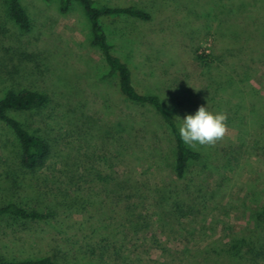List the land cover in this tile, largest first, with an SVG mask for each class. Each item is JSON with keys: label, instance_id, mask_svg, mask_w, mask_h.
I'll use <instances>...</instances> for the list:
<instances>
[{"label": "rangeland", "instance_id": "1", "mask_svg": "<svg viewBox=\"0 0 264 264\" xmlns=\"http://www.w3.org/2000/svg\"><path fill=\"white\" fill-rule=\"evenodd\" d=\"M61 1L21 0L31 22L22 30L9 0H0V99L29 89L51 100L21 116L50 140L52 154L28 178L36 191L12 198L53 215L1 219L0 259L56 250L67 264H249L248 248L264 244L256 224L264 208V0H99L138 3L152 14L105 29L135 80L178 125L201 106L227 116L221 139L191 146L201 158L183 179L169 128L151 106L118 94L83 7L74 2L63 13ZM16 154L0 126V176L14 169ZM69 188L81 196L74 210L57 201ZM234 239L244 240L241 256L219 257Z\"/></svg>", "mask_w": 264, "mask_h": 264}, {"label": "trees", "instance_id": "2", "mask_svg": "<svg viewBox=\"0 0 264 264\" xmlns=\"http://www.w3.org/2000/svg\"><path fill=\"white\" fill-rule=\"evenodd\" d=\"M74 2L79 3L91 25L92 45L97 47L109 68L105 78H116L118 94L125 100L141 105L151 106L169 128L175 141V173L179 179H183L188 172L189 166L201 158L196 149L185 144L179 135V125L175 114L167 109L162 99L157 95L148 94L135 80L134 70L131 64L120 57L115 47L109 41L105 29V22L120 20L127 17L140 21H149L152 14L138 3L120 4L109 3L99 0H62L61 10L67 13ZM9 16L22 30L30 29V19L21 3V0H9ZM205 60V56H200ZM15 67V66H13ZM50 96L43 91L22 89L19 91L9 90L0 99V126L10 132L17 145V158L14 169L3 172L0 176V191L5 196L0 202V220L5 219L14 223L20 222H48L52 213H44L37 209L26 208L21 201L14 200V193L36 191L29 177L37 174L45 166L52 154V145L48 138L31 129L21 118L23 115L37 114L46 109L50 104ZM30 183V184H29ZM4 185V186H3ZM72 185V184H70ZM69 185V186H70ZM4 188H3V187ZM71 187V186H70ZM64 195L63 199L57 197L58 204L67 210H74L80 204L81 196L79 189L71 190ZM75 194L70 198V194ZM70 198V199H69ZM188 208L187 210H189ZM178 211H183L182 206H177ZM256 224L264 228V208L258 211ZM244 240L234 239L219 249V257L230 256L231 261L241 256L239 251ZM257 248V249H256ZM246 255L252 262L264 259V244L257 241L254 248H248ZM244 256V257H247ZM248 262L250 264V260ZM237 262V261H236ZM235 262V263H236ZM0 264H67L64 257L56 250L48 251L36 259L6 260L0 259Z\"/></svg>", "mask_w": 264, "mask_h": 264}, {"label": "clouds", "instance_id": "3", "mask_svg": "<svg viewBox=\"0 0 264 264\" xmlns=\"http://www.w3.org/2000/svg\"><path fill=\"white\" fill-rule=\"evenodd\" d=\"M179 124L181 140L190 146L211 145L221 139L227 131V116L222 112L213 113L201 106L194 114L184 116Z\"/></svg>", "mask_w": 264, "mask_h": 264}]
</instances>
